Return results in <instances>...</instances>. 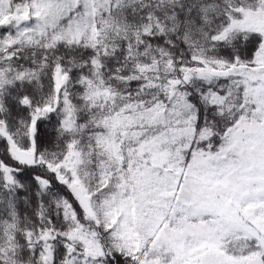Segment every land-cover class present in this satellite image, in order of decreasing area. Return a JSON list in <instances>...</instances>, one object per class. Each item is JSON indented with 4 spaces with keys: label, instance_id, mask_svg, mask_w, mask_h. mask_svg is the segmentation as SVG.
I'll use <instances>...</instances> for the list:
<instances>
[{
    "label": "snow or ice",
    "instance_id": "1",
    "mask_svg": "<svg viewBox=\"0 0 264 264\" xmlns=\"http://www.w3.org/2000/svg\"><path fill=\"white\" fill-rule=\"evenodd\" d=\"M0 264H264V0H0Z\"/></svg>",
    "mask_w": 264,
    "mask_h": 264
}]
</instances>
